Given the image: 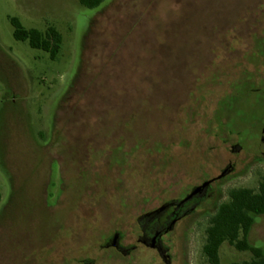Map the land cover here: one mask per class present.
<instances>
[{"label": "rangeland", "instance_id": "1", "mask_svg": "<svg viewBox=\"0 0 264 264\" xmlns=\"http://www.w3.org/2000/svg\"><path fill=\"white\" fill-rule=\"evenodd\" d=\"M10 18L54 28L56 58ZM262 126L264 0H0V264H147L106 239L130 247L139 216L230 169L168 236L173 264H207L217 206L264 183ZM219 257L252 258L227 243Z\"/></svg>", "mask_w": 264, "mask_h": 264}, {"label": "trees", "instance_id": "2", "mask_svg": "<svg viewBox=\"0 0 264 264\" xmlns=\"http://www.w3.org/2000/svg\"><path fill=\"white\" fill-rule=\"evenodd\" d=\"M88 9H97L108 0H77ZM13 28L12 36L16 41L26 42L32 49L48 54L54 60L59 53L62 42L61 35L52 27L44 32L36 29H25L18 19L10 18ZM1 199V196H0ZM264 215V183L258 191L247 188L232 189L228 192V201L217 206L215 214L210 218L205 230V243L202 253L207 264H222L219 250L224 243L239 252H249L250 261L230 264H264L261 249L248 243V234L253 225V216Z\"/></svg>", "mask_w": 264, "mask_h": 264}, {"label": "flooded vegetation", "instance_id": "3", "mask_svg": "<svg viewBox=\"0 0 264 264\" xmlns=\"http://www.w3.org/2000/svg\"><path fill=\"white\" fill-rule=\"evenodd\" d=\"M260 133L259 140L262 143V153L264 155V126L261 127ZM212 183L209 185L206 191L202 193L201 196H194L190 200L183 202V200L195 188L199 187L197 186L181 199L166 201L156 209L148 211L139 216L137 218L139 229L138 234L134 238L135 243L130 247H124L121 244L119 232H115L111 237L106 239L104 248L113 249L119 255L128 258L132 256L134 251L143 247L152 252V256L148 255L147 257H144V263L173 264V257L168 244V236L179 221L194 212L204 201V199L211 195Z\"/></svg>", "mask_w": 264, "mask_h": 264}, {"label": "water", "instance_id": "4", "mask_svg": "<svg viewBox=\"0 0 264 264\" xmlns=\"http://www.w3.org/2000/svg\"><path fill=\"white\" fill-rule=\"evenodd\" d=\"M229 172L228 169H225L218 177H216L215 179H211L208 180L206 182H204L201 186L195 188L184 200L183 202L190 200L192 197L194 196H201L202 193H204L206 191V189L209 187V185L214 182L215 180H219L221 178H223L227 173Z\"/></svg>", "mask_w": 264, "mask_h": 264}]
</instances>
